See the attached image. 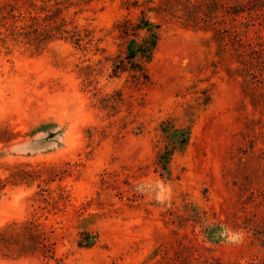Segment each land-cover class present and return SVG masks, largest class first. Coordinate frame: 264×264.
Wrapping results in <instances>:
<instances>
[{
  "label": "rangeland",
  "instance_id": "1",
  "mask_svg": "<svg viewBox=\"0 0 264 264\" xmlns=\"http://www.w3.org/2000/svg\"><path fill=\"white\" fill-rule=\"evenodd\" d=\"M0 264H264V0H0Z\"/></svg>",
  "mask_w": 264,
  "mask_h": 264
},
{
  "label": "trees",
  "instance_id": "2",
  "mask_svg": "<svg viewBox=\"0 0 264 264\" xmlns=\"http://www.w3.org/2000/svg\"><path fill=\"white\" fill-rule=\"evenodd\" d=\"M156 44H157V40H156V37L154 35L151 38L145 39V41L143 42V44L139 48V52H142L143 54L149 55L152 52L153 48L156 46ZM135 55H136L135 50L132 49L129 51V55L127 56V58L132 59L135 57ZM131 62L134 63L133 61H131ZM31 234H32V236H36V234H33V233H31ZM44 245L46 246V244H44Z\"/></svg>",
  "mask_w": 264,
  "mask_h": 264
}]
</instances>
